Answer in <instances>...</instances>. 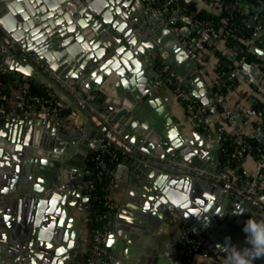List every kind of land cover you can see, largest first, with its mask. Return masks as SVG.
<instances>
[{"label":"water","instance_id":"water-1","mask_svg":"<svg viewBox=\"0 0 264 264\" xmlns=\"http://www.w3.org/2000/svg\"><path fill=\"white\" fill-rule=\"evenodd\" d=\"M263 5L264 1L254 16ZM176 19V13L169 17L173 23ZM254 23L252 18L248 25ZM0 27L27 53L37 56L35 68L49 81L72 90L87 102L93 96L95 115L106 117L123 138L151 155L146 161H133L151 184L154 202L143 205L148 221L152 214L160 213L161 223L165 224L168 217L181 214L191 223L193 231L198 232L196 226L204 220L199 233H207L209 247L224 256L218 244L223 245L226 236L238 247L248 246L242 228L250 216L259 218L256 210L245 203L231 204L232 196L219 187L184 176L182 169H176L193 166L216 172L209 165L210 153H205L218 145L216 129L212 131L211 141L202 135L194 142H186L176 125L161 131L142 120L139 107L144 102L155 104V98L160 102L159 88L148 73L149 63L167 65L203 104H208L211 92L200 77L199 64L190 58L176 34L158 17L149 14L141 0H0ZM195 29L201 32L199 27ZM181 33L189 37L188 32ZM203 36L209 41L215 38L208 33ZM250 52L264 57V50L258 46H252ZM9 66L14 68L13 64ZM239 73L244 77L252 74L257 79L262 76L261 70L249 62L239 66ZM257 98L264 104L263 98ZM85 114L81 128L68 132L70 138L65 145L54 130L46 127L50 120L56 119L55 115L32 118L14 113L6 123L9 128L17 126L19 130L0 139V147L9 154L16 152L29 158L20 198L27 205L25 216L28 210L31 228L27 236L33 242L26 243V236L8 240L6 233H0V264H61L58 257L66 256L67 249L60 245L59 239L51 240L37 227L54 213L65 218L68 206L92 211L88 203L90 193L82 185L87 168L85 158L98 149L99 136L107 126H95L89 118L91 114ZM232 114L242 124L240 116ZM257 136L264 139L263 134ZM85 148L89 149L88 154L78 161ZM61 170H72L76 176L62 181ZM217 170L224 171V167L218 165ZM41 176L45 177L43 182L39 180ZM166 211H171L167 217ZM43 252L47 253L45 261ZM165 254L159 259L161 262ZM107 262L110 259L105 257L103 262L95 264ZM112 264L123 262L118 259Z\"/></svg>","mask_w":264,"mask_h":264},{"label":"crops","instance_id":"crops-1","mask_svg":"<svg viewBox=\"0 0 264 264\" xmlns=\"http://www.w3.org/2000/svg\"><path fill=\"white\" fill-rule=\"evenodd\" d=\"M197 11L213 12L218 15V7L206 5L204 2L197 1L195 3ZM172 15V14H171ZM170 15V16H171ZM177 15L176 22L169 23L179 27V33L188 32L189 46L195 52L204 56L201 64H199V74L209 88L212 95V85L217 77L216 63L217 59L214 56V51L218 50L225 54L229 59L233 57L230 48H228L222 40L213 38L211 41L204 38V34L208 33L200 28L199 32L194 27L185 23L181 16ZM169 16V17H170ZM213 36L212 33H208ZM193 39L196 42H193ZM256 59L249 63L255 65ZM10 64L14 65V69L27 74H34L35 83L44 87L50 88L55 96L61 99L66 107L58 113L56 119L50 120L46 127L48 130H54L57 137L65 145L69 141V133L76 129H80L86 118L85 112L95 114L96 104L92 100L87 102L85 110L78 108L74 102L76 96L68 89L60 88L49 81L42 73H40L32 64L26 63L20 59H12ZM148 73L154 78L155 84L160 91V102L157 98L153 99L155 104L144 102L140 107L142 120L149 127H156L165 131L168 127L176 125L180 136L186 142H191L199 139L202 135L205 136L199 127L194 123L193 119L187 114L181 99L173 92L172 88L160 80L157 72V66L149 63ZM244 77L240 73L236 77L238 85L224 99V106L232 115L235 126L230 127L222 118L225 125L220 123L219 118L211 114L206 118V124L213 129H216L218 134V145L212 146L205 153H210L209 165L217 170L218 165L224 167V171L233 177L247 179L255 175V159L252 154H247L235 166L223 162L220 156L221 139L224 132H228L235 136L237 141L238 135L257 137L256 129L258 128V120L260 115L256 110V102L263 104L262 100H257V97L264 99V85L261 77L255 78L252 74ZM210 95V96H211ZM257 95V97H256ZM209 96V98H210ZM196 98V97H195ZM198 99V98H197ZM3 110L0 113V139H5L17 132V126L8 127L7 122H10L11 116L15 109V93L9 91L3 100ZM233 112L237 113L241 118V123L235 121ZM4 113H11L8 120L4 119ZM14 123V122H12ZM17 122L13 125H15ZM223 129V133L220 132ZM67 131V132H66ZM195 132L197 134H195ZM236 133V134H235ZM54 139L55 137H51ZM207 139V138H206ZM127 140V139H125ZM211 141L212 139H207ZM95 141L91 140V142ZM128 141V140H127ZM129 142V141H128ZM130 143V142H129ZM84 153L79 155L78 161H83V155L88 154L89 149L84 150ZM216 152L218 157H216ZM204 153V154H205ZM89 156V155H88ZM85 158L87 163L86 175L91 174V164L88 163L89 157ZM219 160V162L217 161ZM29 158L20 156L18 153L9 154L3 147H0V233H6L8 240L11 238L18 239L20 236H26L25 242L30 244L33 238L29 237L31 230L28 224L29 212L25 216L26 203H21V188L26 184V171L29 166ZM44 169L50 170L49 167ZM213 172V171H211ZM112 183L109 187L110 198L115 203V209L107 216L106 221V247L111 254L110 262L112 264L118 259L122 260L123 264H213L208 259L203 258L197 253L189 252L185 249L182 243L183 232L181 225L174 222V216H180L184 222L191 226V223L181 214L168 217L166 223H161L160 217L162 214L151 215L150 221L146 216L144 204H152V188L145 174L140 171L136 165L127 160H120L116 163L112 173ZM45 177L41 176L40 181L43 182ZM262 175H260V179ZM84 182V181H83ZM88 192L86 191V194ZM152 194V195H151ZM86 197H88L86 195ZM81 201H83L80 198ZM89 205L90 197L88 198ZM140 202V204H138ZM224 202V201H223ZM222 202V203H223ZM230 203H235L234 199ZM169 208V206H167ZM22 210V211H21ZM68 214L65 218L54 213L48 219H43V225L37 227L41 229L42 234L52 239H59L61 246L67 249L66 256H59L58 262L63 264L79 263L87 252L90 242L91 233L86 225V219L89 212L80 207L68 206ZM259 218H264L259 212L255 211ZM20 213V214H19ZM171 214V211H166V217ZM79 225V226H78ZM204 226V220L197 224V233ZM166 253L164 262H161L162 255ZM217 253L222 257L223 262L225 256ZM42 259L45 261L47 253L43 254ZM65 257V258H64ZM254 264H264V257L256 259Z\"/></svg>","mask_w":264,"mask_h":264},{"label":"built area","instance_id":"built-area-1","mask_svg":"<svg viewBox=\"0 0 264 264\" xmlns=\"http://www.w3.org/2000/svg\"><path fill=\"white\" fill-rule=\"evenodd\" d=\"M185 1H192L193 3L201 1L206 5L218 7V13L221 12L223 7L228 6L225 5L222 0H141L149 14L158 17L166 26L169 27L171 31L176 34L190 58L193 59L194 62L201 64L204 56L190 48L188 40L179 33V27L173 26L169 23V16L166 14L167 12L162 10V6L168 8L167 11L171 14L176 13L180 15L181 18L184 17L189 20L190 26L194 28L199 27L208 33H212L217 40L223 41V36L225 35L232 36L234 33L233 27L225 25L227 18H224L222 23L217 25H213L208 21L199 20L196 17L198 12L196 8L195 11L187 12V7L184 4ZM256 1V5H252V3L248 0H233L231 4V8L239 11V13L243 15V19L246 20V22L249 23L252 18L255 19L254 25L251 26V33L242 38L243 45H233L230 48L234 60L236 59V65H241L246 62V53L248 51L250 52V48L252 46H258L264 50V5L258 15L254 16L258 7H260L264 0ZM250 11H253V13L250 14ZM183 21L185 22V20ZM254 57L256 59V67H258L262 72L261 79L264 84V57L258 55H254ZM0 58V75L8 74L11 76V80L9 81L0 80V113L4 112L3 100L5 99V95L2 93V90L6 84L11 87L10 91H14L15 93L14 113H24L32 118H45L48 115H57L66 107L65 103L55 96L50 88L42 85L40 86L35 83L34 74H27L9 66L12 59H20L26 63L32 64L35 67L38 63V58L37 56L29 54L22 49L17 41L1 27ZM157 72L160 76V80L169 85L173 92L181 99L187 114L193 119L194 123L200 128L206 138L213 139L214 136L212 131L214 129L206 124V118L212 114L210 112V107L214 109L216 105L223 103L226 94L216 93L213 95L212 93L208 99V104H203L188 91V89L181 83V81L167 65L161 64L157 66ZM224 73L225 72H222V74ZM231 73L237 77L239 74V68H231ZM34 84L37 85L41 93L31 90V86ZM70 91L72 92V90ZM92 97L93 96H91V98ZM74 102L81 110L86 109L87 102L85 99L76 95L74 97ZM10 114L11 113H4V119L8 120L10 118ZM222 114L224 115L228 125L230 127H234V119L224 104L222 106ZM89 118L95 126H99L101 124H106L107 126V129L99 136L98 148L101 152H106L110 147H113L133 160L141 159L142 161H146L151 157L149 153L137 149L134 145L125 140V138H123L122 135L116 131L115 124L109 123L106 117L101 118L92 113ZM220 132L223 133V129L220 128ZM256 133L257 135H264V123L261 117H259L258 120ZM237 137V141L240 145H235L228 157L235 162H240L245 155H247L248 151L242 144L244 142L243 136L238 135ZM254 159L255 175L247 179L233 177L225 171L211 172L193 166L176 169H182L181 174L184 176L200 179L209 182L213 186L219 187L224 193L232 196L235 204L245 203L250 207H253L264 217V190L260 184V175L264 172V151H261V149L258 148ZM168 165L173 164L168 162ZM108 172L112 174L113 170H109ZM75 176L76 174L72 170H61L59 174L62 181H66L67 179ZM110 183H112V180ZM82 185H85L88 189L93 186L90 181H84ZM104 199V204L109 209H115L116 205L110 198L109 194L105 195ZM172 220L181 225L183 232L182 243L187 251L197 253L203 258L208 259L213 264H224L222 257L217 253V251L209 247L207 233L200 234L193 231L190 225L184 222L178 215L174 216ZM106 237V229H95L91 233L86 259L84 263L81 264H95L103 262L105 257L110 259L111 254L106 247Z\"/></svg>","mask_w":264,"mask_h":264},{"label":"trees","instance_id":"trees-1","mask_svg":"<svg viewBox=\"0 0 264 264\" xmlns=\"http://www.w3.org/2000/svg\"><path fill=\"white\" fill-rule=\"evenodd\" d=\"M227 7H223L221 12L216 15L215 13H207L204 10L198 11L196 17L199 20L208 21L213 25H217L222 23L224 18H227V22L225 23L228 27H233V35H225L223 36V43L228 47L231 48L233 45L241 46L243 45L242 38L248 36L251 33L252 27L248 25V22L243 19V15L239 13L234 8H231V4L233 0H222ZM250 3L256 5V0H248ZM185 6L187 7V12L195 11V3L192 1H185ZM162 10L167 12L168 16L171 15L168 12V8L162 6ZM253 11H250L252 14ZM214 56L217 59V67L216 70L218 71L217 77L214 80V84L212 85V93L213 95L216 93H223L227 94L232 91L238 85V79L236 76L232 75L231 68L238 67L240 65H236V59L230 60L225 54H222L220 51L215 50ZM254 59V55L251 52L246 53V62H250ZM222 72H225L222 74ZM0 80L2 81H9L11 80L10 75H0ZM11 87L9 85H5L3 87L2 93L7 95L10 91ZM32 91H36L41 93L38 89L37 85L31 86ZM4 103V102H3ZM222 106L223 103H220L215 106L214 111L211 113L215 114L216 116H221L218 121L222 125H225V121L222 118ZM256 110L264 123V104L260 103L259 101L256 102ZM200 129V128H199ZM244 142L242 143L248 153L252 154L254 157L256 156L257 149H261L264 151V140H259V138H255L254 136H244ZM240 145L238 141L235 140V136L231 135L227 131L223 133L221 139V146H220V156L223 162L230 164L232 167L238 164L237 162L229 159L228 155L232 151L235 145ZM88 163L91 164V174L87 175L84 181H90L92 183V188L88 189L90 193V202L92 206V211L88 213L86 219V225L90 233H92L95 229H106V221L107 216L110 212L114 209H109L104 204L105 195L109 194V187L111 185L110 181L112 180V174L108 171L113 170L116 163L120 160H127L131 163L134 161L130 157L125 156L120 151L110 147L108 151L101 152L98 148L95 152L90 154ZM260 184L264 190V172L262 173V178L260 179ZM87 253V252H86ZM86 259V254L84 255L83 259L79 262L84 263Z\"/></svg>","mask_w":264,"mask_h":264},{"label":"clouds","instance_id":"clouds-1","mask_svg":"<svg viewBox=\"0 0 264 264\" xmlns=\"http://www.w3.org/2000/svg\"><path fill=\"white\" fill-rule=\"evenodd\" d=\"M242 231L248 246L238 247L227 236L223 245L218 244L225 253L224 264H254L256 259L264 257V218L250 216L244 222Z\"/></svg>","mask_w":264,"mask_h":264}]
</instances>
